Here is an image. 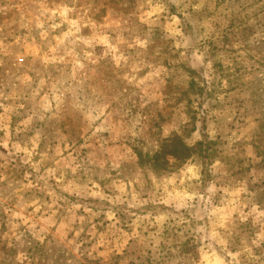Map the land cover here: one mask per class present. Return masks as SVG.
Returning a JSON list of instances; mask_svg holds the SVG:
<instances>
[{
	"label": "rangeland",
	"instance_id": "1",
	"mask_svg": "<svg viewBox=\"0 0 264 264\" xmlns=\"http://www.w3.org/2000/svg\"><path fill=\"white\" fill-rule=\"evenodd\" d=\"M0 264H264V0H0Z\"/></svg>",
	"mask_w": 264,
	"mask_h": 264
},
{
	"label": "trees",
	"instance_id": "2",
	"mask_svg": "<svg viewBox=\"0 0 264 264\" xmlns=\"http://www.w3.org/2000/svg\"><path fill=\"white\" fill-rule=\"evenodd\" d=\"M172 143H176L175 149L170 153L176 160H181V159H187L190 156L191 150L189 147H187L183 142H181L179 139L174 138L171 140ZM180 143V145H179Z\"/></svg>",
	"mask_w": 264,
	"mask_h": 264
}]
</instances>
